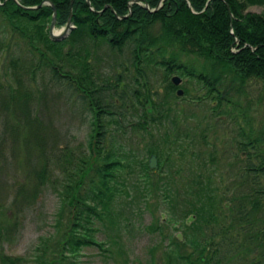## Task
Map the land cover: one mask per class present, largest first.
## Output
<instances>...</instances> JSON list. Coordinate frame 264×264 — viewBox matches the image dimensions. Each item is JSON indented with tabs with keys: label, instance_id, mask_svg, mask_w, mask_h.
I'll list each match as a JSON object with an SVG mask.
<instances>
[{
	"label": "trees",
	"instance_id": "16d2710c",
	"mask_svg": "<svg viewBox=\"0 0 264 264\" xmlns=\"http://www.w3.org/2000/svg\"><path fill=\"white\" fill-rule=\"evenodd\" d=\"M44 1L0 0L6 28L0 33V61L6 53L0 72V177L5 165L15 175L3 151L9 149L14 160L17 145L28 167L12 200L18 212L31 206L47 184L58 186L51 179L54 170L63 174L59 184L66 193L62 207L68 225L62 229L57 220L55 237L40 240L44 247L36 264H65L89 246L109 252L96 234L109 228L116 231L112 242L120 240L127 222L118 217L124 209L115 210L114 204L122 193L128 209L138 195V210L156 198L163 210L167 207L166 224L173 229L165 234L166 264H264V126L255 128L244 112L243 126L238 122L237 133L217 149L203 134L209 122L199 134L194 125L181 137L169 102L177 89L172 73L205 90L212 115L230 114L224 106L236 108L225 96V76L237 91L258 82L264 92V14L244 13L251 5L264 7V0H89L94 10L86 0H73V27L61 41L49 36L52 7H37ZM48 1L56 7V27H63L71 0ZM181 54L207 63L199 68ZM155 71L165 80L162 91L151 86ZM56 107L88 119L87 159L55 129ZM241 114L238 110L234 117ZM129 127L156 133L154 146L132 155V147L122 142ZM151 155L156 169L149 167ZM130 162L138 173L129 188ZM73 170L78 174L71 176ZM83 173L78 183L76 175ZM158 221L153 217L145 228L162 233ZM175 232L182 234L181 241ZM29 263L0 253V264Z\"/></svg>",
	"mask_w": 264,
	"mask_h": 264
},
{
	"label": "rangeland",
	"instance_id": "374dc122",
	"mask_svg": "<svg viewBox=\"0 0 264 264\" xmlns=\"http://www.w3.org/2000/svg\"><path fill=\"white\" fill-rule=\"evenodd\" d=\"M226 6H228V4H226ZM228 12L230 17H233L230 13V8ZM244 13L263 15L264 7L259 5H251L245 9ZM1 22L2 21L0 18V33L2 30L4 31V29H6L5 27H1ZM62 29L63 27L55 26L54 32H61ZM4 51H6L5 48ZM5 55L6 53L3 52V55L1 56V73L4 69L6 61ZM180 56L184 59L186 58L192 61L199 68H202L204 64L207 63L203 59L196 58L193 55L181 54ZM129 71L132 72L133 69L130 68ZM175 75L181 78V83L177 86V89H182L183 94L178 96L176 94V89L173 95L170 94L169 102L171 104V109L173 110L172 112L176 117L177 123L180 125V131L178 134L181 135V137H187V134H183V131L185 129H188L189 131L192 130L189 129L191 128L190 126H197V129L193 127L194 130H196V134L198 131L205 128V125H207L209 122L210 127L206 128V130L203 131V134L206 135V141L215 143L216 148L220 149V145H222L223 141V143H225L234 133H237V125L240 123V125L242 124L241 126H243L244 112L248 114L249 120L255 128H262L264 126V92L260 83H250V85H246L244 88H242V90L237 91L235 90V87L229 85L230 77H223L224 82L221 78L220 82H223V90L225 91L227 89L225 96L237 105L234 109L233 105L223 107V110L229 112L230 114L221 113V115H212L213 112L210 109L212 101L209 98H203L205 90L194 80L187 81L177 73H172L170 77L172 78V76ZM151 81L152 87L162 91L161 86L165 85V80L163 77H161V72L158 71V73L156 72V74L152 75ZM184 88L186 89L187 93H185ZM196 96H200L202 99H193ZM57 107L52 117L55 120L53 124L55 129L57 128V130H59L65 136V143L69 144L71 147L74 146L72 150L75 154L84 152L86 153L87 159L89 156V150L87 148L89 138L87 134L89 131L88 119L84 118L82 116L83 114L81 113H74L67 109H59ZM238 110L241 111L242 114L240 117H234L238 114ZM129 131L130 132L128 136H126L122 142H125L129 147H132L134 150L132 155L140 156V150L143 147L154 146V140L157 139L156 133L150 135L133 127L131 129L129 127ZM231 131L233 133H231ZM195 139V143H198L197 138ZM65 143H63V145ZM7 146L10 147V142L7 143ZM14 147L16 155L15 158L12 157L14 160L10 158L11 151L9 149L3 151L4 158L5 160L7 159L6 162H13L11 166L16 168V173L14 175L11 167L7 169V166L5 165V167H3L4 169H2V172H4V177H0V253L4 252L9 256H22L27 260H30L29 264H36L35 257L36 255L40 254L44 247L40 240L44 238H50V236L55 237V232L53 230L55 229L54 226L56 225L57 220L62 223V229L68 225L67 208L64 207L63 212L62 207V195L65 196L66 193H64L62 191V187H60L62 184H59V182L62 183L63 174L60 175L57 172L55 173L54 170V172L51 173V179L56 183L59 181L57 183L58 186L47 184L42 188L39 196L36 198L34 203L31 204V206L26 207L22 212H18V210L12 206V200L13 196L15 195V189L21 182L26 170H28V167L24 165L20 159L22 153H18V146L14 145ZM223 157L227 158V160H230V157H228L226 154H224ZM149 158L150 157H148V161ZM1 161L3 162V159H0V164L2 166ZM130 161H132L131 158ZM80 164L84 165L83 163ZM130 164V179L127 183L129 188V182L135 179L138 173V166L135 165V162H130ZM218 164L220 165V163ZM151 169H156V167ZM74 171L75 170H73L71 173V176L74 174ZM222 172L226 173L225 167L224 169L222 168ZM66 175L67 173H65V177ZM86 175L85 173H83V175H76L77 179L75 180L78 181V183H81V180H83ZM58 187L61 188L60 191L58 190ZM124 194L125 193H122L120 198L115 199V201L117 200L116 203L114 201L115 210H118L119 206V209H124V212L123 210L121 211L123 214L118 217L122 221L127 222V226H124L122 229L120 240H118L116 244L112 242L113 239L116 240V231L113 229L107 228V230L97 232L96 238L98 240H103L105 243V248L109 249L110 251L103 252L93 246L84 247L80 250L78 255L66 260L65 264H166L167 259L165 256V251L167 250L169 240L168 236H165V234H169L171 229H173V227L166 224V219L170 214L167 210V207L166 210H163L162 208H165V205L163 206L160 204L156 198V200H150L147 207L138 210L137 205L142 201L141 195H138V201H136L133 206H131V209H128L125 203L127 199ZM61 207L62 211H60ZM128 210L131 212H128ZM59 211L60 213L63 212V214L60 216H58ZM17 215H19V218L18 221L15 222ZM153 217L156 220H159L158 224H161L163 227L162 233L160 234L156 231H149L147 228H145V226H147V224L152 221ZM176 226H178V224ZM175 234L176 238L181 241L182 234L180 232H175ZM51 242L52 241L50 240L46 247L48 253L51 252L53 248V244ZM38 249H40L39 252Z\"/></svg>",
	"mask_w": 264,
	"mask_h": 264
},
{
	"label": "water",
	"instance_id": "95a60500",
	"mask_svg": "<svg viewBox=\"0 0 264 264\" xmlns=\"http://www.w3.org/2000/svg\"><path fill=\"white\" fill-rule=\"evenodd\" d=\"M134 2L139 3L136 0H134ZM86 3L90 7V1L89 0H86ZM42 4L51 5V7H52V19H51V22H50V25H49V36H50V38L52 40H54V41H61V40L65 39L67 37V35L69 34L70 29L73 27L71 25L73 0H71V2H70L69 15H68L67 21H66L65 25L63 26V29H62L61 32H54V28L56 26V7L50 1H48V0L42 2L37 7H41ZM144 6L149 9V7H148L147 4H145ZM106 7L107 6H105L103 9H105ZM26 8H28V7H26ZM33 8H35V7H33ZM90 9L91 10H94L92 7H90ZM156 9L157 8H154L153 10H150V11H155ZM227 9L229 10V7L228 6H227ZM112 11H113V9H112ZM98 13H101V12L99 11ZM125 17H127V15L126 16H122L120 18H125ZM171 82L175 86H178L181 83V78L179 76H177V75L172 76ZM176 94L178 96L182 95L183 94V90L182 89H177ZM148 164H149V167L150 168H155L156 167V165H157V158H156L155 155H151L150 156L149 161H148Z\"/></svg>",
	"mask_w": 264,
	"mask_h": 264
},
{
	"label": "bare ground",
	"instance_id": "6f19581e",
	"mask_svg": "<svg viewBox=\"0 0 264 264\" xmlns=\"http://www.w3.org/2000/svg\"><path fill=\"white\" fill-rule=\"evenodd\" d=\"M153 10V9H152Z\"/></svg>",
	"mask_w": 264,
	"mask_h": 264
}]
</instances>
